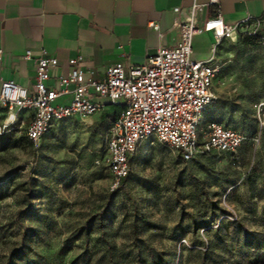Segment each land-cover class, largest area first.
<instances>
[{
    "label": "rangeland",
    "instance_id": "374dc122",
    "mask_svg": "<svg viewBox=\"0 0 264 264\" xmlns=\"http://www.w3.org/2000/svg\"><path fill=\"white\" fill-rule=\"evenodd\" d=\"M256 33L220 45L231 73L201 123L256 138L237 159L212 151L185 161L146 139L112 190L114 115L66 118L37 143L16 123L8 136L18 145L0 151V264H264V28Z\"/></svg>",
    "mask_w": 264,
    "mask_h": 264
},
{
    "label": "built area",
    "instance_id": "2783aa9c",
    "mask_svg": "<svg viewBox=\"0 0 264 264\" xmlns=\"http://www.w3.org/2000/svg\"><path fill=\"white\" fill-rule=\"evenodd\" d=\"M218 3L210 0L211 5ZM171 12L175 14L173 28L181 32L175 46L160 47L141 65L128 67L122 60L111 64L102 78L87 71L85 57L80 54L69 59L70 71L51 84L58 58L45 48L37 56L28 49L25 57L36 63L35 87L30 90L13 79L2 80L1 131L21 121L26 123L28 137L37 143L65 118L93 117L97 111L120 106L106 139L112 190L128 176L132 155L146 139L176 149L185 161L212 151L236 152L249 139L244 132L219 120L208 121L201 130V123L218 96L217 86L226 84L231 73V58L219 55L220 45L224 40L236 41L241 31L256 33L263 20L249 16L229 24L217 10L204 18L198 2L174 6ZM202 32L214 35L211 55L195 59L193 40ZM2 56L0 48V60ZM67 94L72 95L69 102H58ZM256 105L262 106V102Z\"/></svg>",
    "mask_w": 264,
    "mask_h": 264
},
{
    "label": "crops",
    "instance_id": "0c3cea01",
    "mask_svg": "<svg viewBox=\"0 0 264 264\" xmlns=\"http://www.w3.org/2000/svg\"><path fill=\"white\" fill-rule=\"evenodd\" d=\"M194 2L202 5L204 18L217 10L229 24L250 16L262 19L264 28V0H219L216 5L210 0H0V88L3 79H13L34 89L36 63L25 57L28 49L37 56L45 48L58 58L51 84L70 71L69 59L80 54L96 78L121 60L128 67L141 65L160 47L179 42L171 9ZM213 41L212 32L195 35L193 57L209 58Z\"/></svg>",
    "mask_w": 264,
    "mask_h": 264
},
{
    "label": "trees",
    "instance_id": "16d2710c",
    "mask_svg": "<svg viewBox=\"0 0 264 264\" xmlns=\"http://www.w3.org/2000/svg\"><path fill=\"white\" fill-rule=\"evenodd\" d=\"M256 36L261 37V36H260L259 34H257V33L252 35V37H256ZM229 71H230V69H229ZM214 102H215V101H214ZM214 102H213V103H214ZM209 106H210V105H209ZM208 108H209V107H208ZM208 108H207V109H208ZM119 110H120V106H117V105H116V106H112L111 108H109V109H107V110L105 111L104 114H107V116H105V117H113V115H114V120H115V118L117 117V114H118ZM104 114H102V115H104ZM65 119H66V118H65ZM63 120H64V119H63ZM211 120H217V119L211 118V119H209L208 121H211ZM208 121H207V122H208ZM92 125H93V124H92ZM12 129H15V127H14V128H11L10 130H5V131L0 132V151L7 150V149H9V148H11V147H15V146L18 145V139H17V138H11V137L8 136L9 131H11ZM25 133H26V128H25ZM26 136H27V138H28L31 142H33V140H31V139L28 137L27 133H26ZM249 141H250V142H253V141H252V138H249L247 141H245V142H244V143L238 148V150H237L236 152H224V153L230 155V156H231L232 158H234V159H237V158H238V154H239V150H240V149H241L246 143H248ZM220 153H223V152H220ZM210 154H211V152L208 153V154H203V155L198 156V157L193 158V159L203 158V157L208 156V155H210ZM193 159H191V160H193ZM130 172H131V171H130ZM129 174H130V173H129ZM129 174H128V176H129ZM128 176L125 177V178L123 179L121 185H120L118 188L114 189V190H118V189H120V187L124 184V182H125V180L128 178ZM31 199H32V198H31ZM108 205H109V202H106L104 208H103L102 210H100L99 212H97L96 214H94V215L92 216V218H93V219H99V220H102L103 216H104V215L106 214V212H107ZM5 264H8V263H5Z\"/></svg>",
    "mask_w": 264,
    "mask_h": 264
},
{
    "label": "bare ground",
    "instance_id": "6f19581e",
    "mask_svg": "<svg viewBox=\"0 0 264 264\" xmlns=\"http://www.w3.org/2000/svg\"><path fill=\"white\" fill-rule=\"evenodd\" d=\"M238 38V36H237ZM84 120H87L88 123H92L94 121V118H90V119H84ZM91 121V122H90Z\"/></svg>",
    "mask_w": 264,
    "mask_h": 264
}]
</instances>
